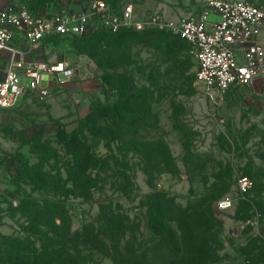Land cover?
Segmentation results:
<instances>
[{"label":"rangeland","instance_id":"obj_1","mask_svg":"<svg viewBox=\"0 0 264 264\" xmlns=\"http://www.w3.org/2000/svg\"><path fill=\"white\" fill-rule=\"evenodd\" d=\"M1 1L59 18L86 8L92 0ZM109 1L120 7L132 2L141 16L160 13L179 18L209 9L208 0ZM247 1L264 4V0ZM158 40L156 35L151 40L133 33L118 37L100 26L83 38L47 40L41 55L48 62L76 60V74L55 84L46 97L28 92L13 107L0 108V264H5L6 236L42 242L37 219L24 210V198H41L48 210L63 211V219H57L59 227H53L55 234L40 226L60 246L77 248L83 260L78 264H129L128 240H136L141 255L170 243L152 231L158 221L155 214L176 226L175 218L183 214L178 208L223 196L230 197L233 206L217 212L221 242L218 258L210 264H256L257 259L264 264L262 246L252 243L264 238V209L253 201L260 198L264 205V73L253 83L236 85L211 100L197 84V62L188 43H181L177 62L162 53ZM3 71L4 64L0 78ZM129 76L142 90V98L153 92L145 105L149 111L140 116L146 122L142 137L164 140L172 152L173 171L155 174L153 185L144 172L149 162L131 150V127L124 123L120 133L115 118L96 112L116 108ZM156 78L158 84L152 85ZM48 79L44 74L42 83ZM93 121L99 127L106 121L114 134L89 129L94 128ZM79 141L86 143L92 162L97 163L86 180L77 174ZM243 175L255 180L245 196L237 188ZM83 180L94 185L90 197L78 193L76 186ZM161 202L162 212L157 209ZM49 216L42 221H51ZM159 261L157 256L146 259L147 264Z\"/></svg>","mask_w":264,"mask_h":264},{"label":"built area","instance_id":"obj_2","mask_svg":"<svg viewBox=\"0 0 264 264\" xmlns=\"http://www.w3.org/2000/svg\"><path fill=\"white\" fill-rule=\"evenodd\" d=\"M208 4L202 12L172 18L160 13L138 15L132 2L120 7L92 0L84 9L49 18L0 0V60L4 61L0 108L13 107L28 92L46 97L55 84L72 79L76 60L48 62L41 55L47 40L85 37L99 26L113 34L153 31L179 36L196 59L197 84L211 100L236 85L253 83L264 73V4L247 0H208ZM44 74L49 76L47 84L42 83ZM254 185L250 176H240L238 193L245 196ZM218 206L227 209L233 201L223 197Z\"/></svg>","mask_w":264,"mask_h":264},{"label":"trees","instance_id":"obj_3","mask_svg":"<svg viewBox=\"0 0 264 264\" xmlns=\"http://www.w3.org/2000/svg\"><path fill=\"white\" fill-rule=\"evenodd\" d=\"M107 1L115 5V2ZM127 33L140 35L145 38H150L151 40H154L155 35L158 36V48L161 49L165 56L177 62L180 60V55L182 54V50L180 49L181 43L186 42L179 36L169 32L123 31L114 35L123 37L126 36ZM127 79L129 84H127L125 89L121 92L116 108L109 113H100L99 110L96 112L105 118H115L114 123L120 133L123 131L124 123H127V125L131 127L133 131V134L131 132L129 133L132 134V138L129 140L131 150L140 154L149 162L147 166H145L144 172L149 177V184L153 185L155 174L158 172L173 171L171 167V165H173L172 152L168 142L164 140L145 139L142 137V126H145L146 122H142L140 116L144 114L145 111H149L150 108L148 106L145 107V105L147 99L153 92L151 91L149 95H147V93L144 94L142 98V90L135 84L134 77L129 76ZM157 84L158 79H153L152 85ZM125 116L128 118L126 122L123 121ZM93 123L94 128L93 126L89 128L93 131L95 129L99 133L108 132L109 134H114L115 132L113 127L109 126L106 121H104L103 125L100 127L98 126V121H93ZM119 132L118 135H120ZM118 135L117 138L119 137ZM119 139L123 141L124 138L120 136ZM76 152L77 158L79 159L77 163V174L82 173L79 175L84 176L86 180V174L90 173L91 170L96 167L95 165H97V163L92 162L91 159L93 154L88 149L85 142L79 141V147L76 149ZM161 163L169 165L170 167L163 170L162 166H160ZM248 172L251 171L245 170V173ZM127 176L130 178L129 175ZM213 185H215V183ZM93 187V184H90L88 181L84 182V180L76 186L79 195L84 197L91 196ZM220 193L221 192H219V195ZM219 199L208 197L201 202H195L184 210L178 208L183 211V214L175 218L177 222L176 226L168 224L163 216H160V219H158L159 214H155L153 217L158 221L155 222L152 231L157 235L167 238L170 243L165 248L147 249L141 255L138 252L139 249L134 246L136 240H128V245H130V243L132 245L129 246L128 249L130 251L128 255V259H130L129 264H147L146 259L148 256L159 257L160 261L158 264H210L215 261L218 258L217 250L221 242L219 238L220 221L217 217V212L220 209L218 207ZM215 200L217 206L214 205ZM253 201L261 207V210L264 209L263 202L260 203V198H255ZM42 202L43 200L41 198H24L23 206L24 210L28 212L33 219H37L38 221L35 227L37 232L41 233L43 236V238H41V244L38 245L35 242L33 243L30 238L6 236L7 246L5 247V252H3L5 253L3 256L5 264H78L83 261L78 254L79 251L76 250L77 248L71 245L60 246L59 242H54L53 236H50L47 231L41 228V224L46 225L47 228H51L49 230L50 233L55 234L56 232L53 227H59L57 219L60 217L63 219L64 217L62 214L63 211L57 214L48 210V207L43 206ZM157 209L160 212L164 210L163 202L157 206ZM47 213H50L49 217L51 221L43 222L42 219ZM261 229L264 233V222ZM259 239L264 240L263 237H257L256 239H252V243H254V247L262 246L260 253L264 257V244L259 245ZM142 259L145 260V263L142 262ZM259 260L260 259H257L256 264L259 263Z\"/></svg>","mask_w":264,"mask_h":264},{"label":"crops","instance_id":"obj_4","mask_svg":"<svg viewBox=\"0 0 264 264\" xmlns=\"http://www.w3.org/2000/svg\"><path fill=\"white\" fill-rule=\"evenodd\" d=\"M3 61V60H2ZM1 65L4 64V61L2 63H0Z\"/></svg>","mask_w":264,"mask_h":264}]
</instances>
